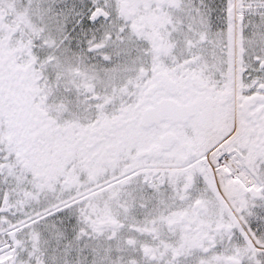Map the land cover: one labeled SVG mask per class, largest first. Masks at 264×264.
Listing matches in <instances>:
<instances>
[{
  "label": "snow or ice",
  "instance_id": "1",
  "mask_svg": "<svg viewBox=\"0 0 264 264\" xmlns=\"http://www.w3.org/2000/svg\"><path fill=\"white\" fill-rule=\"evenodd\" d=\"M0 264H264V0H0Z\"/></svg>",
  "mask_w": 264,
  "mask_h": 264
}]
</instances>
